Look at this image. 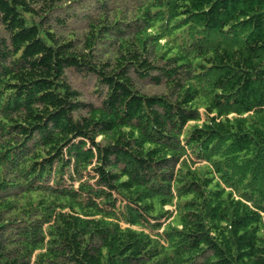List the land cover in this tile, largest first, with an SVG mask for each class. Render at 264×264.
<instances>
[{
    "label": "trees",
    "instance_id": "16d2710c",
    "mask_svg": "<svg viewBox=\"0 0 264 264\" xmlns=\"http://www.w3.org/2000/svg\"><path fill=\"white\" fill-rule=\"evenodd\" d=\"M0 264H264V0H0Z\"/></svg>",
    "mask_w": 264,
    "mask_h": 264
},
{
    "label": "rangeland",
    "instance_id": "374dc122",
    "mask_svg": "<svg viewBox=\"0 0 264 264\" xmlns=\"http://www.w3.org/2000/svg\"><path fill=\"white\" fill-rule=\"evenodd\" d=\"M78 83H79V85H82V84L80 83V80H78ZM87 83H88V84H91L90 81H88ZM81 88H82V87H81ZM82 91L85 92V87L82 88ZM86 94H87V93H86ZM87 97H90V95L87 94ZM91 99H95V98H94L93 96H91ZM168 208H169V206H168Z\"/></svg>",
    "mask_w": 264,
    "mask_h": 264
}]
</instances>
